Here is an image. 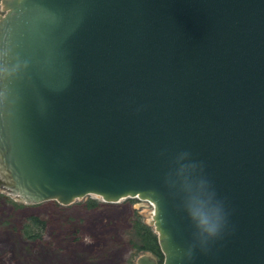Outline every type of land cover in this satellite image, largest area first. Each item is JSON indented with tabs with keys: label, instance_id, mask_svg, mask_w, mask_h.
Masks as SVG:
<instances>
[{
	"label": "water",
	"instance_id": "95a60500",
	"mask_svg": "<svg viewBox=\"0 0 264 264\" xmlns=\"http://www.w3.org/2000/svg\"><path fill=\"white\" fill-rule=\"evenodd\" d=\"M0 7V192L152 202L137 264H264V0Z\"/></svg>",
	"mask_w": 264,
	"mask_h": 264
},
{
	"label": "rangeland",
	"instance_id": "374dc122",
	"mask_svg": "<svg viewBox=\"0 0 264 264\" xmlns=\"http://www.w3.org/2000/svg\"><path fill=\"white\" fill-rule=\"evenodd\" d=\"M89 200L96 206L88 207ZM152 211L138 198L110 203L87 195L69 205L29 204L0 192V264H137L142 253L128 243L130 218L148 223ZM30 216L45 222L34 238L24 233Z\"/></svg>",
	"mask_w": 264,
	"mask_h": 264
},
{
	"label": "trees",
	"instance_id": "16d2710c",
	"mask_svg": "<svg viewBox=\"0 0 264 264\" xmlns=\"http://www.w3.org/2000/svg\"><path fill=\"white\" fill-rule=\"evenodd\" d=\"M87 206L90 208L94 207L96 206V202L94 200H89ZM25 227V235L34 238L38 234L36 230H43L45 228V222L35 216H30ZM128 236V243L131 245V249L135 250L137 253H149L160 262L162 261L163 256L158 244L157 234L139 215L131 216Z\"/></svg>",
	"mask_w": 264,
	"mask_h": 264
},
{
	"label": "clouds",
	"instance_id": "9594fccd",
	"mask_svg": "<svg viewBox=\"0 0 264 264\" xmlns=\"http://www.w3.org/2000/svg\"><path fill=\"white\" fill-rule=\"evenodd\" d=\"M7 71L6 69L0 68V73ZM226 224L225 215L217 217L215 221H210L207 218H202L200 221L201 234L199 237V245L201 248H207L211 241L219 238L223 232ZM191 255V252L189 253Z\"/></svg>",
	"mask_w": 264,
	"mask_h": 264
},
{
	"label": "built area",
	"instance_id": "2783aa9c",
	"mask_svg": "<svg viewBox=\"0 0 264 264\" xmlns=\"http://www.w3.org/2000/svg\"><path fill=\"white\" fill-rule=\"evenodd\" d=\"M142 201H146L152 208H153V211H154V206H153V204H152V202H150V201H148V200H142ZM152 211V212H153Z\"/></svg>",
	"mask_w": 264,
	"mask_h": 264
},
{
	"label": "bare ground",
	"instance_id": "6f19581e",
	"mask_svg": "<svg viewBox=\"0 0 264 264\" xmlns=\"http://www.w3.org/2000/svg\"><path fill=\"white\" fill-rule=\"evenodd\" d=\"M122 200V199H121ZM152 215H153V212L151 213V217H152Z\"/></svg>",
	"mask_w": 264,
	"mask_h": 264
}]
</instances>
